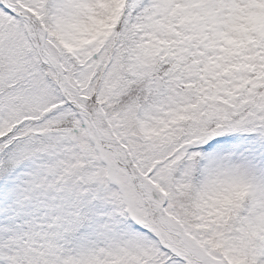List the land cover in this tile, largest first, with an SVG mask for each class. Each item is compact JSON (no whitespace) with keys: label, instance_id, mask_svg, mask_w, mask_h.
Here are the masks:
<instances>
[{"label":"snow or ice","instance_id":"obj_1","mask_svg":"<svg viewBox=\"0 0 264 264\" xmlns=\"http://www.w3.org/2000/svg\"><path fill=\"white\" fill-rule=\"evenodd\" d=\"M0 264H264V0H0Z\"/></svg>","mask_w":264,"mask_h":264}]
</instances>
